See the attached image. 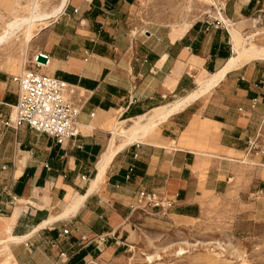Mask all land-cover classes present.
<instances>
[{
  "label": "crops",
  "instance_id": "crops-1",
  "mask_svg": "<svg viewBox=\"0 0 264 264\" xmlns=\"http://www.w3.org/2000/svg\"><path fill=\"white\" fill-rule=\"evenodd\" d=\"M137 1L68 0L39 34L30 65L46 56L41 74L73 90L75 139L6 127L19 89L0 68V264H129L148 235L191 227L217 208L264 236V153L247 148L264 117V62L201 87L234 57L232 29L264 17V0H235L229 23L199 21L180 38L134 28ZM192 94L200 97L126 145L121 124H147ZM140 192L173 209L165 218L132 211Z\"/></svg>",
  "mask_w": 264,
  "mask_h": 264
},
{
  "label": "rangeland",
  "instance_id": "rangeland-1",
  "mask_svg": "<svg viewBox=\"0 0 264 264\" xmlns=\"http://www.w3.org/2000/svg\"><path fill=\"white\" fill-rule=\"evenodd\" d=\"M36 2L42 12H49L60 0H0V34L16 17L29 18ZM232 2L235 0H138L133 25L141 31L165 34L199 21L218 25L222 22L219 15L225 18L227 5ZM49 25L34 24L20 34L18 40L0 48V68L13 71V77L21 75L25 66V71L31 69L30 62L38 51L39 34ZM238 31L242 38L264 45V17L250 19L245 28ZM238 222L237 215L217 208L191 227L148 235L129 264H148L147 256L154 254L163 258L155 264H264V236L239 229ZM181 249L187 254L178 256Z\"/></svg>",
  "mask_w": 264,
  "mask_h": 264
},
{
  "label": "built area",
  "instance_id": "built-area-1",
  "mask_svg": "<svg viewBox=\"0 0 264 264\" xmlns=\"http://www.w3.org/2000/svg\"><path fill=\"white\" fill-rule=\"evenodd\" d=\"M221 23L226 25L220 22L218 26ZM41 67L43 65L37 63L36 59L35 67L13 77L19 89L18 103L12 107V114L4 125L9 128L26 125L36 133L63 144L79 137L78 117L81 109L68 97L73 94L71 87L55 77L41 74ZM262 132L264 133V117L256 136L248 140L247 148L250 152L264 153ZM5 192L6 189H0V197ZM131 209L156 211L157 215L165 218L173 209V204L155 193L140 192ZM64 234L68 235V231Z\"/></svg>",
  "mask_w": 264,
  "mask_h": 264
},
{
  "label": "bare ground",
  "instance_id": "bare-ground-1",
  "mask_svg": "<svg viewBox=\"0 0 264 264\" xmlns=\"http://www.w3.org/2000/svg\"><path fill=\"white\" fill-rule=\"evenodd\" d=\"M67 3H68V0H60L59 4L55 6L51 11L42 12L40 10L38 2H36L33 13L29 18L16 17L14 20L7 23L5 29H3L4 30L3 33L1 32L0 34V48L10 44L14 39H17L20 34H22L25 30H27L32 25L39 24L40 26H47L53 21H55L56 19H58V17H60V15L63 14L67 6ZM219 18L224 23L226 22L229 23L221 14L219 15ZM190 26L191 25H183L179 29H174L172 31L173 37L176 38V37L184 35L189 30ZM232 34H233L234 57L231 59L227 68L224 71L219 72V74L217 75H212L207 81L201 84L202 89L205 87L203 91L208 92L213 86H216V84H218V82L221 79H223L226 73L230 71L231 69H234V68L237 69L236 67H241L242 65L246 63H251L255 61L264 62V45L260 46V45L254 44L253 42H251V40H246L247 38L246 39L242 38L239 31L235 29H232ZM252 38L254 39V37ZM29 39L30 38H28V42H29ZM194 94H192V96L188 99L185 98L186 100L184 101L182 99L181 102L174 104L172 107L168 109H163V110L161 109L160 111H156L147 124H142L141 121L143 120L138 119L128 130L124 129L123 127L124 125L121 124V127L119 128L118 131H120L121 135L126 138V145L132 144L136 142L137 140H139L141 136L140 135L141 132H144L142 134L144 135V137H145V133H147L146 131L149 132V130L151 129L153 132V129H155L159 123L166 120L169 116L176 113L177 111H180L181 109L188 106L194 99L200 97L197 95L198 92L196 95ZM120 148L121 147H119V149ZM101 172L103 171L101 170ZM186 254L187 252L181 249V251L177 255L184 256ZM162 260L163 258L159 254L149 255L146 258V261L148 264H155L156 262H159Z\"/></svg>",
  "mask_w": 264,
  "mask_h": 264
},
{
  "label": "water",
  "instance_id": "water-1",
  "mask_svg": "<svg viewBox=\"0 0 264 264\" xmlns=\"http://www.w3.org/2000/svg\"><path fill=\"white\" fill-rule=\"evenodd\" d=\"M37 62L39 64L46 65V64H48V58L42 54H39L37 56Z\"/></svg>",
  "mask_w": 264,
  "mask_h": 264
}]
</instances>
